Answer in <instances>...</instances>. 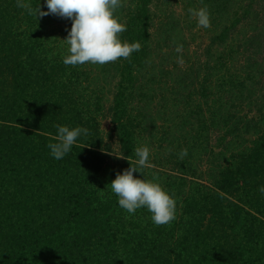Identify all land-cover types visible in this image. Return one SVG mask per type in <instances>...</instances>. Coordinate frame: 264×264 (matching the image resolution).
I'll return each mask as SVG.
<instances>
[{"label": "trees", "instance_id": "16d2710c", "mask_svg": "<svg viewBox=\"0 0 264 264\" xmlns=\"http://www.w3.org/2000/svg\"><path fill=\"white\" fill-rule=\"evenodd\" d=\"M155 2L124 0L118 12L120 38L139 51L71 66L70 18L36 19L0 0V264H264V54L253 47L262 34L237 18L212 28L190 62L200 78L181 110L193 107L191 121L175 135L176 116L147 128L129 99L154 49ZM56 124L89 129L60 160L47 147ZM141 145L153 165L143 178L155 174L177 202L170 224L145 208L127 213L108 185Z\"/></svg>", "mask_w": 264, "mask_h": 264}, {"label": "clouds", "instance_id": "9594fccd", "mask_svg": "<svg viewBox=\"0 0 264 264\" xmlns=\"http://www.w3.org/2000/svg\"><path fill=\"white\" fill-rule=\"evenodd\" d=\"M44 3L46 9H42L39 2L33 6L30 0H16L18 8L36 19L49 14L71 19L68 34L62 39L68 46L67 54L62 57L65 65H103L120 58L127 59L141 49L139 41L129 42L120 38V34L127 30V25L120 21L116 11L123 6L124 0H44ZM188 12L200 27L211 26L207 7L189 8ZM181 50L182 45H177L176 51ZM178 60L183 62L182 58ZM54 127L56 133L47 147L56 160L65 157L78 143L79 137L89 134L85 126L56 124ZM180 155L186 156L187 149H181ZM150 167H153L150 149L146 145L138 146L134 162H130L129 168L117 172L108 185L120 208L127 213L134 214L138 209L145 208L155 225H167L176 219L177 202L158 182L155 174L153 179L143 178V170ZM134 172L142 173V178L134 176ZM258 191L264 195V185H260Z\"/></svg>", "mask_w": 264, "mask_h": 264}, {"label": "rangeland", "instance_id": "374dc122", "mask_svg": "<svg viewBox=\"0 0 264 264\" xmlns=\"http://www.w3.org/2000/svg\"><path fill=\"white\" fill-rule=\"evenodd\" d=\"M154 5L159 10L155 14L156 21L149 30L150 45L154 49L136 75L135 91L130 94V98H133L129 99V106L132 113L140 114L138 117L147 128L150 124H155L156 120L160 124L167 117L176 116L173 120L174 130H168L175 135L191 121L188 113L193 107L185 111L181 109L189 101L185 98L187 92L200 78L197 62L196 66L190 63L199 59L193 51L199 50L208 42L212 33L210 31L218 28L221 21L228 22L229 26L233 21L241 19L240 23L242 20H249L252 24L243 26L237 23L238 29L262 34H259L260 39L255 40L253 47H258L257 51L264 54V0H156ZM201 7H207L210 12L209 28L200 27L188 12L189 8ZM121 9L122 7L117 9V16ZM177 45H182L180 52L176 51ZM178 58H182L183 62H179ZM163 68L166 70L163 71ZM194 69L196 71H188ZM168 109L175 111L168 112ZM105 124L108 126L107 121ZM147 135L148 131L144 137L147 138ZM161 144L165 147L163 142Z\"/></svg>", "mask_w": 264, "mask_h": 264}]
</instances>
